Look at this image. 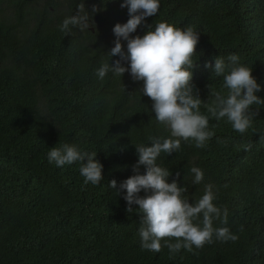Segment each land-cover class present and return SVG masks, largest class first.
Instances as JSON below:
<instances>
[{"label": "trees", "instance_id": "trees-1", "mask_svg": "<svg viewBox=\"0 0 264 264\" xmlns=\"http://www.w3.org/2000/svg\"><path fill=\"white\" fill-rule=\"evenodd\" d=\"M82 3L93 27L61 31ZM122 3L0 0V264H264V104L252 106L259 114L243 134L208 111L213 93L228 94L224 76L213 73L215 59L224 60L227 74L233 54L252 68L261 86L256 95L264 99V0H160L157 15L131 34L143 36L167 22L200 36L192 84L214 136L202 148L182 140L179 151L161 153L157 164L170 170V183L187 187L192 203L212 185L213 203L228 211L227 225L214 220L213 227H228L238 239L213 237L201 249L174 255L164 240L158 253L141 248L139 206L128 213L126 190L119 187L135 174V146L171 135L142 94L143 81L130 72L97 75L103 64L120 59L108 52L114 26L129 19ZM94 6L99 10L92 13ZM121 43L127 52V42ZM63 144L97 153L99 185L85 184L79 162L49 163L50 148ZM193 167L203 172L199 184ZM113 179L115 189L109 187Z\"/></svg>", "mask_w": 264, "mask_h": 264}, {"label": "clouds", "instance_id": "clouds-1", "mask_svg": "<svg viewBox=\"0 0 264 264\" xmlns=\"http://www.w3.org/2000/svg\"><path fill=\"white\" fill-rule=\"evenodd\" d=\"M121 7L128 9L129 19L126 23H117L113 28L116 37L115 46L108 52L110 57L119 56L114 63L103 64L97 75L103 79L111 71L123 76L130 72L134 81H143L142 94L149 97L156 120L170 130V138L160 139L149 137L151 146L136 145L138 160L133 165L134 175L120 184L121 190H126L124 200L127 202L128 213L133 212V205L139 212L140 227L138 235L141 248L160 252L163 246L169 249L170 255L179 252L181 248L193 251L203 248L216 240L236 241L238 237L231 233L228 227L214 228V220H220L227 225L228 211L215 206L216 195L212 185L205 186V192L195 203L184 195L187 187H181L177 180L169 182L170 170L158 166L157 159L161 153L171 155L181 148V141L194 140L196 147H204L206 141L214 136L209 130V119L201 114L202 100L198 89L192 84V69L196 66L193 57L200 36L192 27L180 29L167 22H160L155 30H148L143 36L132 37L138 26L147 17L156 16L160 8V0H124ZM95 6L92 13L98 11ZM93 27L85 12L84 3L77 8L76 14L66 18L60 26L61 31L71 33L70 25L81 31ZM149 29L151 25L148 26ZM127 42V52L121 41ZM230 70L226 72L224 60L215 59L213 73L224 76V87L228 89L227 96L213 93V105L208 111L216 119L227 117L234 130L243 134L252 125L259 111H253V105L264 104V99L256 95L261 90L252 68L238 64L239 57L235 54L228 57ZM122 62H128L125 67ZM205 67H212L205 64ZM250 147V146H249ZM96 152L82 151L76 145L63 144L52 147L48 152L49 163L57 167L80 163V174L85 184L99 185L103 180V165L97 160ZM145 167L140 174V166ZM194 174V184L203 180V172L197 167L191 168ZM179 173H176L179 178ZM109 187H117L116 180L109 182ZM144 195L141 196L140 193ZM202 216V222L196 221ZM172 238L175 243L169 242ZM161 240L165 243L162 246Z\"/></svg>", "mask_w": 264, "mask_h": 264}, {"label": "rangeland", "instance_id": "rangeland-1", "mask_svg": "<svg viewBox=\"0 0 264 264\" xmlns=\"http://www.w3.org/2000/svg\"><path fill=\"white\" fill-rule=\"evenodd\" d=\"M54 12V11H53Z\"/></svg>", "mask_w": 264, "mask_h": 264}]
</instances>
